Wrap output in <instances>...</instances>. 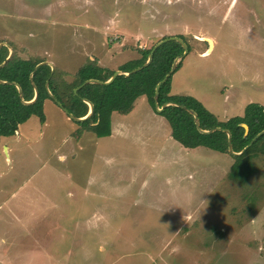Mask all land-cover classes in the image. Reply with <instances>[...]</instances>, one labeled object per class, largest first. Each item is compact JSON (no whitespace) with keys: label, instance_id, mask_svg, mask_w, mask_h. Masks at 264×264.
Returning <instances> with one entry per match:
<instances>
[{"label":"rangeland","instance_id":"obj_1","mask_svg":"<svg viewBox=\"0 0 264 264\" xmlns=\"http://www.w3.org/2000/svg\"><path fill=\"white\" fill-rule=\"evenodd\" d=\"M177 36L208 51L184 56L173 93L220 119L264 107V0H0V43L69 83ZM44 114L0 140V264H264V157L232 184L228 155L181 146L145 98L102 138L50 100Z\"/></svg>","mask_w":264,"mask_h":264},{"label":"trees","instance_id":"obj_2","mask_svg":"<svg viewBox=\"0 0 264 264\" xmlns=\"http://www.w3.org/2000/svg\"><path fill=\"white\" fill-rule=\"evenodd\" d=\"M177 37L187 44L188 54L195 52V49L199 50L201 45L206 44L207 48L205 41L189 37L188 42L184 40V36ZM165 38L167 37L160 40ZM156 43L145 49H137L140 58L127 62L118 70L130 72L141 67L147 61L148 55ZM206 48L199 53L203 54ZM182 53L183 48L178 42H165L154 51L151 63L141 71L128 76H117L109 85H84L75 95L74 90L80 87L84 81L95 79L105 82L111 78L115 71L101 67L95 61H89L77 70L74 82L69 83L56 68L52 74L49 65L35 68L44 60L24 58L14 51L10 60L0 68V81L18 84L22 90V96L15 85L0 84V140L15 135L19 126L32 116L37 117L40 123L45 122L44 103L46 100L54 102L48 95L47 88L61 106L76 118H83L87 115L89 107L82 101V98L89 100L93 104V114L87 120L77 123L92 131L98 138L109 136L111 115L114 112L128 114L137 99L145 98L155 111L153 99L155 88L170 72L174 60ZM8 56V48L2 47L0 49V65L6 61ZM183 60L184 58L178 63L170 77L159 87V107L165 103L178 105L167 106L159 113L169 123L171 138L186 149L205 147L228 155L232 159V164L226 175V180L240 187L249 186L252 176L256 173L255 159L259 156L264 157V135L260 136L242 155L232 156L228 153V140L224 132L217 131L208 135L199 133L193 116L180 106H185L198 115L202 130H211L217 127L228 130L231 133L232 149L236 153L241 152L259 132L264 130V107L257 103H249L240 115L220 119L194 96L173 93L172 77L179 70ZM32 82L37 88L38 96L34 102L25 104L24 102L28 103L34 99ZM241 124L247 125V135H245ZM245 197L250 199V196ZM251 202L250 199L249 203ZM253 213L255 212L253 211Z\"/></svg>","mask_w":264,"mask_h":264},{"label":"water","instance_id":"obj_3","mask_svg":"<svg viewBox=\"0 0 264 264\" xmlns=\"http://www.w3.org/2000/svg\"><path fill=\"white\" fill-rule=\"evenodd\" d=\"M168 41H176V42H178L180 45H181V47L183 48V53H182V55L181 56H179V57H177L175 60H174V62H173V64H172V67H171V70H170V72L157 84V86H156V88H155V93H154V97H153V99H154V106H155V110H156V112L157 113H161L162 111H163V109L165 108V107H167V106H170V105H176V106H178L177 104H174V103H165V104H163L161 107H159V105H158V95H159V87L170 77V75L175 71V69H176V67H177V65H178V63L184 58V56H186L187 54H188V47H187V44L181 39V38H179V37H168V38H165V39H162V40H160L159 42H157L153 47H152V49H151V51H150V53H149V55H148V58H147V61L141 66V67H138V68H136V69H134V70H132V71H130V72H122V71H115L114 72V74L111 76V78L108 80V81H105V82H103V81H99V80H95V79H90V80H86L85 82H84V85H87V84H97V85H109L110 83H112L113 82V80L117 77V76H120V75H125V76H128V75H130V74H132V73H135V72H138V71H141L142 69H144L145 67H147L150 63H151V61H152V58H153V53H154V51L159 47V46H161L163 43H165V42H168ZM208 42V41H207ZM208 44L210 45V43L208 42ZM2 47H7L8 48V50H9V56H8V58L6 59V61L5 62H3L1 65H0V68L1 67H3L9 60H10V58L12 57V55H13V50L10 48V46H8V45H5V44H2V43H0V49L2 48ZM41 65H49L50 66V68H51V74L53 73V71H54V67H53V65H51V64H49V63H47V62H41V63H39L35 68H37V67H39V66H41ZM32 75V74H31ZM47 83H48V81L46 82V87H47ZM0 84H12V85H15L16 86V88L18 89V92H19V94H20V96H22V90H21V88H20V86L18 85V84H16V83H9V82H2V81H0ZM32 85H33V87H34V93H35V95H34V99L31 101V102H28V103H26V102H24L25 104H30V103H32V102H34L35 100H36V98H37V96H38V91H37V88H36V86L34 85V83L32 82ZM84 85H82V86H84ZM82 86H80V87H82ZM80 87H78V88H76L75 90H74V93H77V91L79 90V88ZM47 93H48V95L50 96V98L60 107V109L67 115V117L69 118V119H71V120H74V121H80V122H83V121H85V120H87L88 118H90L91 117V115L93 114V104L89 101V100H87V99H85V98H82V101L83 102H85L87 105H88V107H89V111H88V113H87V115L85 116V117H83V118H76L75 116H73L72 114H70V113H68L62 106H61V104L55 99V97L51 94V92L48 90V88H47ZM182 109H184V110H186L188 113H190L192 116H193V118H194V122H195V126H196V129L198 130V132L199 133H201V134H205V135H208V134H212V133H214V132H217V131H221V132H224L226 135H227V140H228V153L230 154V155H232V156H240V155H242L260 136H262V135H264V130H262L261 132H259L251 141H250V143L241 151V152H239V153H236V152H234L233 151V149H232V145H231V133L228 131V130H226V129H222V128H220V127H217V128H214V129H211V130H202L201 128H200V122H199V118H198V115L194 112V111H192V110H190V109H188L187 107H185V106H180ZM241 126L244 128V131H245V135H247V133H248V127H247V125H245V124H241Z\"/></svg>","mask_w":264,"mask_h":264},{"label":"crops","instance_id":"obj_4","mask_svg":"<svg viewBox=\"0 0 264 264\" xmlns=\"http://www.w3.org/2000/svg\"><path fill=\"white\" fill-rule=\"evenodd\" d=\"M198 38V40H200L201 38H199V37H197ZM203 40H210L211 41V43H212V49H213V47H214V43H213V41H212V39H210V38H206L205 37V39H203ZM200 41H202V40H200ZM208 47H210V45L208 44ZM207 51H208V49L206 48L205 49V52L202 54V55H207ZM212 51V50H211ZM34 95H35V93H34ZM57 105V104H56ZM58 106V105H57ZM59 107V106H58ZM60 108V107H59ZM61 110V109H60ZM62 111V110H61ZM63 112V111H62ZM64 113V112H63ZM65 114V113H64ZM66 115V114H65ZM67 116V115H66ZM67 119H69L68 117H67ZM69 120H71V119H69ZM74 121V120H73ZM27 122V121H26ZM75 122H80V121H75ZM24 124V123H23ZM22 126V124L19 126V128H18V130H17V132L15 133L16 134V136H17V138H18V132H19V129H20V127ZM92 132V131H91ZM93 133V132H92ZM94 134V133H93ZM73 135V134H72ZM74 136V135H73ZM97 137V136H96ZM8 138H10V137H8ZM74 138H76L75 136L73 137V139ZM4 149H5V152L6 153H9V150H8V148L7 147H4Z\"/></svg>","mask_w":264,"mask_h":264}]
</instances>
